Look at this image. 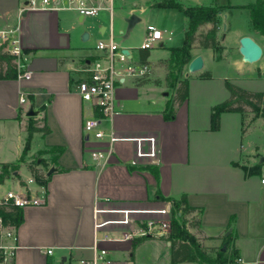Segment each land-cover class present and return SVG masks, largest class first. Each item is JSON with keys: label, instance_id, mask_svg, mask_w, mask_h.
<instances>
[{"label": "crops", "instance_id": "0c3cea01", "mask_svg": "<svg viewBox=\"0 0 264 264\" xmlns=\"http://www.w3.org/2000/svg\"><path fill=\"white\" fill-rule=\"evenodd\" d=\"M150 1L115 0L112 13L101 11L98 16L86 18L65 9H27L21 12L28 0H0V27H18L20 45L26 58L24 69L31 72L30 78L0 79V131L11 126L19 137L15 160H3L0 165L15 163L20 156L22 132L19 120L28 116L31 108L37 116L41 115V125L49 128L48 133L40 136V145L47 150L50 147L63 148L55 160L52 156L49 168L53 171L44 184L45 203L22 209L14 264H76L78 259L92 255L94 245L107 248L118 262L130 259L133 264L144 253V247L147 250H164L173 264L170 242L166 237L101 240L105 235L120 236L122 227L96 231L93 226L94 208L104 199L114 206H149L166 202L162 198L177 199L182 194L186 195L189 206L202 209L199 215L196 211L189 215L199 219V225H188L187 222V228L212 257L216 256L217 250H223L225 244V249L235 250L244 264H264V141L252 138L255 131L261 135L259 138H264V121L260 117L252 119L248 114L242 131L241 114L224 112L220 115L219 128L212 130V108L229 94L225 77L217 78L213 73L209 78L201 77L206 69L204 50L211 51L212 61L220 60L213 49L193 46L192 59L200 55L203 68L197 75L186 77L188 97L176 107L175 115L166 119L164 113L170 98L164 97L161 83L156 84L154 80L157 78H151L150 74L169 57L170 47H165V43L173 39L174 32L162 29L171 32V39L157 47L167 48L168 55L155 62L150 60V52L154 48L149 49L147 61H140L141 49L134 60V47L119 43L128 49L136 63H147L149 72L141 79L127 77L124 83L117 84L116 89L122 90L115 93L120 102V113L103 124L120 137L154 136L157 162L134 164L136 144L133 141L114 142L113 154L103 167L97 166L90 158V151L105 147L107 141L87 139L83 134L84 119L96 116L97 112L93 105L81 100L75 84L86 76L83 71L86 63L99 55L94 45L98 40H104L107 25L113 28L115 19L125 20L130 14L138 15L142 22V14L152 8ZM187 5L233 6L220 14L222 29L223 25L227 29L226 19L232 17L236 8L247 4L195 1ZM148 24L143 28L142 40ZM186 24L187 19L183 32ZM209 27L206 25L204 31ZM131 30L128 33L126 29L121 31L123 41L130 37ZM85 32L87 39L83 38ZM94 33H98L97 41L96 37L90 40ZM242 36H250L263 48L260 37L264 39V36L253 28L251 22L247 30L236 31L235 40L237 38L239 43ZM89 48L97 52L91 54L87 52ZM80 60H83L82 69L78 65ZM238 67L243 72L248 69L249 79H264L262 70L253 65L245 68L238 63ZM125 88L135 91L125 94ZM196 89H201L200 96L191 102ZM160 92L163 97H160ZM21 94L26 96L24 104L20 103ZM259 163L263 164L258 173L256 166ZM58 168L66 171H56ZM22 169L28 179L32 177L27 166L21 164L3 183L15 182L13 184L17 185L19 192L39 195L40 186L21 178ZM3 183H0V192ZM49 249L51 253H48Z\"/></svg>", "mask_w": 264, "mask_h": 264}, {"label": "built area", "instance_id": "2783aa9c", "mask_svg": "<svg viewBox=\"0 0 264 264\" xmlns=\"http://www.w3.org/2000/svg\"><path fill=\"white\" fill-rule=\"evenodd\" d=\"M115 0H28L24 8L42 10H72L83 17H95L101 11L112 13ZM171 39V32L161 30L154 24H148L140 44V49L149 50ZM0 48L16 58L18 67L22 72L18 78H30L31 72L24 69L25 54L20 45L18 27H0ZM94 48L99 55L86 63L83 71L86 76L80 78L75 84V91L81 100L95 107L96 116L84 119L83 134L87 139L104 140L107 145L90 151L93 162L103 167L113 154V143L117 141H133L136 144L134 164L137 162L156 163L157 148L154 136L120 137L111 128H106L103 122L111 121L120 113V102L116 98L117 84L124 83L127 77L141 79L149 72L147 63H136L128 50L117 43L112 34L108 40H98ZM26 96L20 95V103L24 104ZM264 182V177L262 178ZM28 183L40 186L39 195L29 191L19 192L6 189L0 192V206L10 210L11 207L25 208L26 206L42 205L46 201L44 184H39L32 176ZM24 187L26 190L27 188ZM93 226L95 230L107 227H122L120 236L105 235L101 240L125 241L137 238L167 237L171 232V202H161L149 206H114L108 199H104L94 208ZM99 239V238H98ZM18 249L17 226L10 223L0 214V264H14L16 250ZM52 250L49 249L48 253ZM76 264H133L130 259L118 262L105 247H92V255L83 257ZM231 264H244L240 257H236Z\"/></svg>", "mask_w": 264, "mask_h": 264}, {"label": "trees", "instance_id": "16d2710c", "mask_svg": "<svg viewBox=\"0 0 264 264\" xmlns=\"http://www.w3.org/2000/svg\"><path fill=\"white\" fill-rule=\"evenodd\" d=\"M152 7L164 8H178L182 11L187 19L186 29L184 32L183 45L180 47H170V55L163 63L168 67L175 63L180 69L189 64L192 60L191 49L196 44L200 48H210L214 51L220 49V42L218 32L221 29L220 14L227 8L233 6H188L176 0H157L152 3ZM250 16L253 28L264 36V0H256L254 3H249L245 6ZM230 13V11H229ZM210 25L205 31L200 30L201 27ZM219 53L217 58L219 57ZM149 50H140V61H147ZM22 69L18 67L16 58L11 56L6 51L0 48V79H17L18 74ZM201 77L209 78L211 74L204 72ZM166 81H169V76L166 75ZM156 84L160 80H154ZM225 87L229 92V97L224 101L218 103L212 108L211 113V128L217 130L220 123V115L224 112H238L242 118V131L246 127V118L248 114L252 113V119L262 118L264 121V92L251 91L244 89L237 84H234L229 79L225 80ZM188 97V79L183 78L177 81L174 95L167 105V111L164 113L166 119H171L175 115L176 107L181 105ZM42 109V108H41ZM31 130L40 131L42 134L49 132V128L37 119L30 117ZM62 147H50L48 152L53 153L54 160L62 152ZM21 164H25L31 175L37 180L39 184H45L49 179L51 173L47 166L45 169L42 162L37 160L26 162L24 155L21 154L15 163H2L0 167V183L12 176V173L19 168ZM259 163L256 166V171L261 172ZM56 171H66L65 168L55 169ZM156 178L157 172L153 171ZM163 200L171 202V232L165 238L170 242L171 262L173 264L180 262H196L197 264H227L232 263L236 256L235 250L229 251L217 250L216 256L212 257L204 248L201 247L199 241L187 228L188 216L196 211L197 215L202 212L201 208L191 207L188 205L186 195L182 194L179 198H162ZM0 214L3 215L10 223L18 226L22 222V209L11 207L6 210L5 207L0 206ZM193 225H199V219L193 217ZM231 226V225H230Z\"/></svg>", "mask_w": 264, "mask_h": 264}, {"label": "rangeland", "instance_id": "374dc122", "mask_svg": "<svg viewBox=\"0 0 264 264\" xmlns=\"http://www.w3.org/2000/svg\"><path fill=\"white\" fill-rule=\"evenodd\" d=\"M155 1L157 0H152L150 1V3H153ZM176 1L182 3L183 5L194 3L195 1H200L205 4L214 1L215 3L221 5L224 4L242 5V4L254 3L256 0H176ZM133 12L134 13L137 12V9L134 10ZM142 17H143V21L135 25V27L131 30L130 37L125 41L121 39L122 36L121 31L126 29V22L122 18L115 19V25L113 28H111V25L109 24L107 25V31L104 35V40H108L110 38V34H112V37H114L116 42L122 44L124 43L125 45H128L130 47H134L132 49V54H133V59L136 60L138 57L140 44L142 42L143 28L146 24L152 23L161 30L169 29L174 32L173 39L169 42H166L165 47L167 48L180 47L183 45V41H184L183 27L186 18L181 10H179L178 8L152 7L150 9H146L145 13L142 14ZM86 18H91V16H88ZM226 22H228L227 29L223 30L221 26V29L218 32L219 42L221 39H223V43H220L221 44L219 46L220 49L215 51V55L217 58V55L219 53L220 55L218 59L220 60L217 61L215 59L214 61H212L210 57L211 51L210 50L203 51L206 60L205 72H209L210 74L213 73L217 78L225 77V79H229L234 84H240L249 89L264 91V79H256V78L249 79L248 69H245L246 71L243 72L242 69L238 67V63H242L245 68L253 65L254 68L258 70H262V74L264 75L263 37L262 38L260 37V41L262 42L263 45L262 48L263 52L260 59L253 63L245 62L242 60V56L239 53V43L237 42V38L235 40V37H236V31L247 30L249 28V24L251 22L249 12L245 7H238L234 10L232 17H230L228 20L226 19ZM204 27L205 26H203L200 30L204 31ZM224 33H227L226 37L222 38ZM94 37H96V41H97L99 38L98 33H94L93 35H91L90 40H93ZM167 48H159L155 46L154 49H151L150 60L155 62L159 58L167 56L168 55ZM87 52L92 54L97 51L93 48H89ZM78 65L79 68L82 69L83 60H80ZM197 74L198 71L194 73H190L188 71V64L180 69L175 63L171 64V66L168 67L166 64L160 62L158 67L153 68L151 70L150 76L151 78L160 79L161 90L165 92L164 97L170 98L171 101L174 95V89L177 81L186 78L188 76H194ZM166 75L169 76V81L165 80ZM217 81L218 80H214V82ZM124 90H125L124 91L125 94L134 93L135 91V89H129V88H125ZM120 91L122 92V90L120 89H115V93L117 92V94ZM199 92H201V89L195 90V95H192L191 102H195V97L197 99L200 96ZM160 97H163L161 92H160ZM224 100H221L220 102ZM40 116L41 115L37 116L36 114L33 117L34 119L36 118L37 120L41 121ZM250 116H253L252 113ZM19 121H21L20 126L22 132L20 155L21 154L24 155L26 162H31L34 160H37L38 162H42V166L39 167L42 170L45 169L47 166L48 167L51 166L53 153L48 152L47 149H44V147L40 145L41 144L40 136L42 135V132L31 130L30 116L29 117L25 116ZM255 137L259 141H264L263 137L259 138L261 137V135L259 136L258 132L256 131L252 133V138ZM18 143H19V137L15 128L10 126L4 131H0V161L3 160L14 161L18 153V148H17ZM21 178L28 180L27 173L25 172L24 169L21 170ZM13 183L15 182L7 181L1 184L2 185L1 191H4L6 189H12L18 191L16 190L18 189L17 185ZM187 218H188V225L194 222L191 216H188ZM135 264H171V263L166 251L164 250L156 251L155 249L147 250L144 247V253L140 255L139 260H137Z\"/></svg>", "mask_w": 264, "mask_h": 264}, {"label": "water", "instance_id": "95a60500", "mask_svg": "<svg viewBox=\"0 0 264 264\" xmlns=\"http://www.w3.org/2000/svg\"><path fill=\"white\" fill-rule=\"evenodd\" d=\"M141 18L136 14H130L125 18L126 33H128L136 23L140 22ZM223 29H226V25H223ZM88 34L85 32L83 38L87 39ZM125 53H128V50H124ZM262 47L250 36H242L239 39V53L242 56V60L245 62L253 63L260 59L262 56ZM203 68V59L200 55L194 57L188 64L189 72H196ZM37 112L32 108L28 111V116H34ZM264 160V158H263ZM53 171V168L50 169L49 173ZM223 250L225 249V244L223 245Z\"/></svg>", "mask_w": 264, "mask_h": 264}]
</instances>
